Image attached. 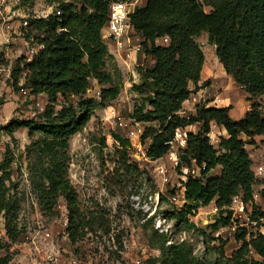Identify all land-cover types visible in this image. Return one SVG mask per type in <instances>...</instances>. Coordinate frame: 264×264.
Wrapping results in <instances>:
<instances>
[{
	"label": "trees",
	"instance_id": "obj_1",
	"mask_svg": "<svg viewBox=\"0 0 264 264\" xmlns=\"http://www.w3.org/2000/svg\"><path fill=\"white\" fill-rule=\"evenodd\" d=\"M46 1L56 2L61 14L55 9L48 17L32 20L31 29L39 33L38 42L43 46L31 60L17 59L12 76L15 83L23 77L32 94L45 93L48 104L42 120H15L7 128L12 133L26 126L30 134H41L27 146V154L40 159L41 202L44 208L52 209L60 196L65 199L67 232L75 242L84 237L87 221L69 176V140L85 126L98 106L117 97L121 85L114 78H121V72L103 34L109 0ZM131 22L142 38L144 53L154 60L152 66H138L139 81L131 87L140 96L131 117L137 122L158 124L147 126L141 134L143 142L150 139L147 155H165L178 129L202 124L197 132L187 131L186 146L179 152L177 162L179 169L196 165L201 175L187 174L183 182L186 203L183 208L174 206L170 218L176 219L174 226L179 231L192 230L207 245L203 254H197L194 244L187 239L176 241L167 232H157L160 264H264V233L250 234L246 239L244 228L237 234L242 241L240 247L227 256V240L218 237L221 244L210 246L217 237H210L205 228L190 219L200 206L214 200L221 213H226L213 222V229H217L230 222L234 196L241 195L245 202H253L256 176L246 144L255 143V136L264 134V112L256 100L264 94V0H146L133 10ZM203 32H207L209 43L215 46L225 71L252 101L251 108L238 120L230 114L231 105H210L209 100L196 104L195 112L188 116L180 113L194 89L205 84H199L205 55L197 39ZM163 37L168 38V43L158 44L156 40ZM91 79L110 84L101 88L99 102L86 97ZM190 82L195 88H190ZM72 97L78 100L74 102ZM56 105L61 107L56 110ZM213 123L225 131L219 136L218 147L209 136ZM113 137L125 155L131 146L130 138L116 132ZM217 167H221L220 174L209 176ZM10 176L4 168L0 175V222L4 217L9 236L16 239L19 204L6 184ZM160 198L163 200L164 196ZM250 216L256 220L264 217V212L254 209ZM4 246L0 238V249ZM210 251L215 252L214 257ZM250 251L261 259L249 256ZM9 261V255H0V264Z\"/></svg>",
	"mask_w": 264,
	"mask_h": 264
},
{
	"label": "rangeland",
	"instance_id": "obj_2",
	"mask_svg": "<svg viewBox=\"0 0 264 264\" xmlns=\"http://www.w3.org/2000/svg\"><path fill=\"white\" fill-rule=\"evenodd\" d=\"M11 1L14 2V7H19L20 12L26 14L29 24L34 18L48 17L57 5L56 2L46 0H0V6L4 9L3 3ZM145 2L146 0H132V6L136 8ZM209 9L207 6L206 10ZM4 10L6 14V9ZM2 21L0 20V175L4 168L10 173L6 184L10 188L9 192L18 199L19 209L16 215V239L9 236L5 219L1 217L0 238L5 246L0 249V255H9V264H160L161 250L156 233L162 231L167 232L172 240L187 239L194 244L197 254H203L207 243L202 237L192 230L179 231L174 226L176 219L170 218L174 206L183 208L186 203L183 182L187 179V174L200 176V169L196 165L181 169L177 167L178 154L186 144L175 142L165 155L159 158L148 156L147 145L150 139L143 142L141 134L147 126L158 124L136 123L131 117L135 103L140 100V96L131 88L134 79L137 80L135 82L139 81L137 68L140 65L152 66L154 63L143 48L139 52V59L128 61L129 66L125 70L121 64L125 62L122 55L117 51V55L113 53L121 72V78H114L121 85L120 93L116 98L98 106L85 126L69 140V176L77 190L80 209L87 221L84 237L75 242L70 239L65 199L60 196L52 209L44 208L41 189L38 187L40 159L27 154V146L40 138L41 134H30L26 126L18 127L12 133L7 128L15 120H42L48 104L45 93L32 94L29 87L24 85L23 77L15 83L12 76L13 64L20 57L25 60L28 46L38 43L39 33L32 30L30 25L22 33H9ZM197 39L205 55L199 84H205L194 89L180 113L188 116L195 112L196 104L209 100L210 105H231L230 114L233 119L238 120L251 108L249 94L225 71L216 55L215 46L208 41L207 32H203ZM105 40L108 48H111L107 37ZM156 42L161 44L162 41L157 39ZM109 68L114 71L112 65ZM109 85H102L96 79H91L86 97L99 102L102 99L101 88ZM189 86L195 88L193 82ZM60 100L63 99L60 97ZM72 100L76 102L78 99L72 97ZM256 100L264 112V94ZM60 107L56 105V110ZM111 107L121 117L119 120H123L129 129H134L139 134L138 137L136 134L132 135L131 146L125 155L120 143L113 137V132L123 134L125 129L114 121L116 118H108ZM201 126V123H195L184 130L197 132ZM212 129L214 132L211 141L218 147L219 136L225 134V131L215 123ZM241 136L249 140L245 134ZM255 140L253 144H246L256 176L254 193L257 197L251 202V212L254 209L264 212V134L256 135ZM260 165L263 166V171L257 173ZM220 172L221 167H217L209 176ZM161 195L164 196L163 200ZM240 197L242 198L241 195ZM249 204L246 205V214L237 217L230 208V222L219 225L217 229H213V222L226 213H221L214 200L208 205L200 206L195 214L190 215V219L205 228L210 237H217L210 242V246L218 247L221 244L218 237L227 240L224 250L227 256H231L242 243L237 239V234H241L244 228L247 231L246 239L250 238V234L264 233V217L256 220L247 218ZM209 254L215 256V252L210 251ZM248 255L261 259L253 251Z\"/></svg>",
	"mask_w": 264,
	"mask_h": 264
},
{
	"label": "built area",
	"instance_id": "obj_3",
	"mask_svg": "<svg viewBox=\"0 0 264 264\" xmlns=\"http://www.w3.org/2000/svg\"><path fill=\"white\" fill-rule=\"evenodd\" d=\"M109 13L108 19L103 29L104 37H107L108 40L114 47L115 55H117L116 51L122 55L125 60L126 65L128 61H137L134 60L137 53L142 50V38L141 36L134 30L132 22H131V13L135 9L132 6V0H109ZM14 2L3 3L4 9H6V14H4V9L0 6V20L2 24L6 27L7 31L10 33L12 31L22 33V31L28 27L29 19L26 14L20 12L19 7H14ZM56 9V6L54 10ZM4 10V11H3ZM57 14H61L60 9H56ZM27 43V42H26ZM43 45L39 42L33 46H28L26 50L25 57L27 60H31L33 56L39 52ZM128 66V65H127ZM136 79H134L135 82ZM137 81V80H136ZM108 118H116L114 121L118 123L119 126L125 129V132L122 134L128 138H132V135L136 134L134 129H129L126 126V123L123 120H119L121 118L116 115V109L111 107L109 110ZM136 123H139L136 121ZM213 129L209 132L210 139L213 138ZM184 128H180L176 132V136L172 142L179 143L180 145L186 144L187 136ZM137 137L139 134H136ZM170 151V150H169ZM164 170V169H163ZM263 166H258L257 173H262ZM257 194L253 193V198L255 199ZM249 203L245 202L240 195H236L233 197L230 208L234 210V216L244 215L246 214V205ZM251 205L250 202L248 207V215L247 218L251 220ZM245 226V225H244ZM263 233V232H262Z\"/></svg>",
	"mask_w": 264,
	"mask_h": 264
},
{
	"label": "crops",
	"instance_id": "obj_4",
	"mask_svg": "<svg viewBox=\"0 0 264 264\" xmlns=\"http://www.w3.org/2000/svg\"><path fill=\"white\" fill-rule=\"evenodd\" d=\"M158 40H161V41H162L161 44H166V43H168V41H169L168 38H166V37L160 38V39H158ZM110 45H111V48H109V49H110L112 52H115L114 47L112 46V44H110ZM139 56H140L139 53H137L136 56H135V59H134V60L139 59ZM116 57H117V56H116ZM120 58H121V57H120ZM120 58H119V59H120ZM120 60H122V58H121ZM121 64H122V66H123L122 68H124V70H125V67H126L127 65L129 66V63H128L127 65H125V62H122ZM128 66H127V67H128ZM186 101H187V100H186ZM186 101H185V102H186ZM185 102H184V103H185ZM184 103H183V105H184ZM195 107H196V105H195ZM231 110H232V108H231ZM180 112H181V111H180ZM189 126H191V125H189ZM187 127H188V126H187Z\"/></svg>",
	"mask_w": 264,
	"mask_h": 264
}]
</instances>
